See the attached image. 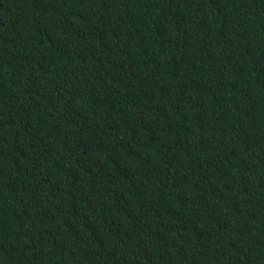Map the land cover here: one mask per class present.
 <instances>
[{
    "label": "trees",
    "instance_id": "1",
    "mask_svg": "<svg viewBox=\"0 0 264 264\" xmlns=\"http://www.w3.org/2000/svg\"><path fill=\"white\" fill-rule=\"evenodd\" d=\"M0 264H264V0H0Z\"/></svg>",
    "mask_w": 264,
    "mask_h": 264
}]
</instances>
